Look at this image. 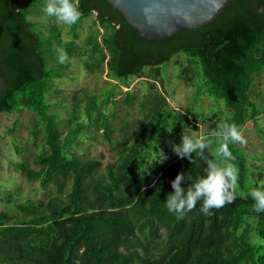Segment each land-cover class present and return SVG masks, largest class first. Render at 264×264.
<instances>
[{
  "label": "trees",
  "instance_id": "1",
  "mask_svg": "<svg viewBox=\"0 0 264 264\" xmlns=\"http://www.w3.org/2000/svg\"><path fill=\"white\" fill-rule=\"evenodd\" d=\"M47 2L0 0V115L28 111L35 116L32 136L43 142L32 159L36 168L25 159L16 166L28 182L41 183L44 191L55 188L47 201L0 192L6 206L0 212V264H264V212L254 210L250 196L253 188L264 189V148L263 165L252 167L247 152L229 141L236 158L232 163L240 170L233 203L205 215L201 198L180 219L166 206L178 173L185 174L181 188L186 192L207 169L196 152L189 154L193 162L174 152L183 134L203 135L209 144L203 155L214 159L223 125L241 129L251 121L258 127L264 111L251 92L264 76V0H234L200 32L186 30L160 43L142 40L105 0H73L81 18L71 26L30 20ZM92 17L93 27L102 32H92L84 49L75 38ZM64 27L72 40L63 37ZM58 49L67 53L64 63ZM75 54L87 57L88 72L107 70L113 84L82 104L73 97L65 119L58 106L67 100L49 102V97L61 95L57 82ZM177 56L185 58L176 62L179 78L196 88L192 108L185 113L175 111L157 87L168 81V68ZM134 79H146L141 99L131 89ZM118 94L130 110L139 100L141 118L131 131L128 120L124 135L115 140L106 111L117 106ZM203 96L222 103L228 113L195 111ZM19 124L16 119L8 133L14 135ZM201 126L207 127L205 132ZM92 127L117 149L116 159L107 165L101 158L74 153L78 141L93 139ZM259 134L264 145V132ZM17 153L23 155V150L17 148Z\"/></svg>",
  "mask_w": 264,
  "mask_h": 264
},
{
  "label": "rangeland",
  "instance_id": "2",
  "mask_svg": "<svg viewBox=\"0 0 264 264\" xmlns=\"http://www.w3.org/2000/svg\"><path fill=\"white\" fill-rule=\"evenodd\" d=\"M29 18L32 21H40L43 26L57 23L56 18L48 16L44 10L34 12ZM93 18L84 21L83 27L79 29V36L75 38L76 43L84 49L88 37L92 32H102V29L99 27H93ZM63 37L68 40L73 39V36L65 27L63 28ZM68 60L72 62L71 67L65 72L64 79L57 82V89L61 90V95L58 97H49V102L67 100L65 105L58 106L61 116L65 119H67V111L72 110L73 97L81 101L85 97L93 94L105 93L113 84V81L107 75V70H98L94 73L86 70L84 65L87 60L86 56L75 54L73 57L68 58ZM178 61H185V58L177 56L173 59V63L168 68L169 79H166L168 81L165 82L164 86L158 83L157 87L167 96L170 105L175 111L185 113L192 108V104L195 101L196 88L187 85L179 78L178 68L176 66V62ZM163 69L165 68L163 67ZM145 80L134 79L131 81V89L135 91L139 99L147 93ZM122 91L126 92L127 89L123 88ZM251 93L252 100L264 111V76L256 80ZM115 101L118 103L117 106H110L106 112L113 120L114 139L119 140L124 135L122 130L125 123L129 120L131 131L133 124L141 118V113L138 108L140 102L138 100L135 107L130 110L124 101V95L118 94ZM82 102L79 103L82 104ZM194 110L202 112L203 114L217 110H223L228 113V109L222 103L215 102L207 96L196 100ZM34 118L35 116L28 111L23 112L21 115L19 113H3L0 115V192L5 190L11 192L17 191L23 200L25 198H31L47 201L51 194L53 195L55 193L54 186L51 185L49 191H44L41 183L28 182L16 166L25 159L29 162L30 168H36L32 159L40 151L39 149L43 142L41 136L36 141L33 139L31 129L33 128ZM16 119L20 120V124L16 133L11 135L8 131L14 127ZM257 125L258 127L254 122H247L240 129L242 130V135L246 143L237 142V145L247 152L249 156L247 160L252 167L263 165L262 161H259L264 148L259 130L264 132V113L259 117ZM206 128L205 126H201V132H205ZM92 130L94 132L93 139L88 140V138H84L78 141L75 145L74 153L78 157L86 159L101 158L104 165L113 162L116 159L117 149L105 140L101 130L93 129V127ZM17 148L23 150V155H18ZM4 210H6V206L0 200V212Z\"/></svg>",
  "mask_w": 264,
  "mask_h": 264
},
{
  "label": "clouds",
  "instance_id": "3",
  "mask_svg": "<svg viewBox=\"0 0 264 264\" xmlns=\"http://www.w3.org/2000/svg\"><path fill=\"white\" fill-rule=\"evenodd\" d=\"M44 12L55 17L57 23L74 25L81 18V12L73 0H48L44 6ZM59 51V62L64 63L67 53L63 49ZM222 138L214 159L203 155V150L209 148V144L203 135L193 136L183 134L182 145H174L173 150L178 157L193 162L190 153L196 152V157L202 158L207 164L206 173L196 179L193 186L186 192L181 188L184 172L176 175L172 181L174 193L168 195L166 206L169 212L177 214V218H183L186 211L196 207L198 200L202 199L200 211L210 215L213 208H221L226 203H233L237 198L236 189L239 181V167L232 163L236 158L228 147L229 141L246 143L242 130L233 124L223 125V130L217 133ZM199 149L200 151H197ZM164 157L163 159H165ZM250 196L254 200V210L257 213L264 212V189L253 188Z\"/></svg>",
  "mask_w": 264,
  "mask_h": 264
},
{
  "label": "water",
  "instance_id": "4",
  "mask_svg": "<svg viewBox=\"0 0 264 264\" xmlns=\"http://www.w3.org/2000/svg\"><path fill=\"white\" fill-rule=\"evenodd\" d=\"M117 8L142 40L167 42L186 30L200 32L234 0H105ZM4 27L0 25V40Z\"/></svg>",
  "mask_w": 264,
  "mask_h": 264
}]
</instances>
